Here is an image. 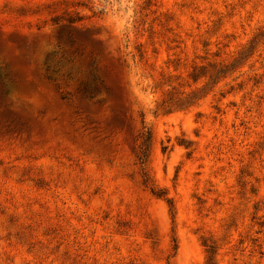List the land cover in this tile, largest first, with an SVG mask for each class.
Segmentation results:
<instances>
[{
    "label": "rangeland",
    "instance_id": "374dc122",
    "mask_svg": "<svg viewBox=\"0 0 264 264\" xmlns=\"http://www.w3.org/2000/svg\"><path fill=\"white\" fill-rule=\"evenodd\" d=\"M0 264H264V0H0Z\"/></svg>",
    "mask_w": 264,
    "mask_h": 264
}]
</instances>
